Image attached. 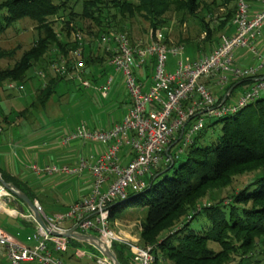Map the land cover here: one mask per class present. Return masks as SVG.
<instances>
[{
	"label": "trees",
	"instance_id": "obj_1",
	"mask_svg": "<svg viewBox=\"0 0 264 264\" xmlns=\"http://www.w3.org/2000/svg\"><path fill=\"white\" fill-rule=\"evenodd\" d=\"M217 1L223 6L228 5V10L222 20L211 26L206 13L214 4H218ZM232 1L0 0V33L22 18L33 21L37 30L33 44L21 52L13 65L0 70V83L8 80L28 84L33 78L30 70H47L53 50L67 56L68 50L74 46L71 37L75 32L80 31L87 36H97L110 30L127 33L130 21L135 18L147 22L151 29L167 24L168 13L178 14L180 21L194 19L205 28L206 36L202 42L205 46L214 32L231 33L235 12V5L232 8L229 5ZM52 17L61 19L59 28L55 27L56 20ZM83 20L87 23L83 24ZM3 55L0 51V56ZM103 59L85 49L86 76L93 84H98L106 73V68L102 66ZM153 67L154 60L150 58L143 65L146 77L152 74ZM253 80V77H246L229 81L223 91L216 95V104L221 102L231 86L235 85L230 94L225 95L224 104L237 87L249 86ZM66 83L80 85L77 81L50 73H47L44 86L35 79L36 94L34 100L28 103L29 108L44 106ZM29 113L30 110L25 108L17 116L26 120ZM217 121L223 124L214 145H197L193 139L186 148L185 158L178 164L175 161L179 156L172 155L171 162L145 176L146 186L142 191L131 192L124 202L118 205L113 202L108 206L109 220L115 219L116 213L125 207L145 210L138 241L143 246H152L156 264H160V258L172 264H225L232 261V257L238 258L234 264H264V175L243 185L230 196L227 203L222 199L210 198L208 202L199 204L210 189L226 185L235 172L250 166L264 167V92L255 101L219 117ZM1 177L33 201L26 183L3 173ZM197 215H202L207 224L193 230L189 225ZM171 227L174 232L169 233V230L158 238L160 231ZM208 240L218 243L221 249L213 251L208 248ZM67 244L66 252L60 253L61 258L64 255L72 256L75 246L94 249L72 238H67ZM112 249L120 264H134L133 256L125 245L113 241ZM157 254L161 255L160 258Z\"/></svg>",
	"mask_w": 264,
	"mask_h": 264
},
{
	"label": "built area",
	"instance_id": "obj_2",
	"mask_svg": "<svg viewBox=\"0 0 264 264\" xmlns=\"http://www.w3.org/2000/svg\"><path fill=\"white\" fill-rule=\"evenodd\" d=\"M234 5L232 32L221 35L216 46L196 60L182 58L184 46L181 44H165L159 28L151 30L149 41L144 44L132 42L127 33L120 31L110 30L97 36L75 32L71 37L74 46L66 57L51 50L47 70L36 69L33 75L43 86L50 73L90 87L84 56L85 49L91 50L104 58L102 66L121 74L131 105L119 122L106 129L81 121L61 137L63 143L79 140L102 144L104 150L97 156H81L73 167L47 164L41 169L35 164L30 166L35 173L77 174L87 170L91 176L90 191L63 213L47 216L35 202L50 229L65 231L67 229L61 224L69 222L70 228L76 227L77 231L86 234L92 232L103 246L112 250V242L120 237L109 229L108 206L116 200L126 199L130 192L142 191L146 186L145 176L167 164L173 156L178 157L182 148L192 142V135L201 130L202 113L217 118L225 116L255 101L264 92V57L259 56L256 43L264 28V0H235ZM242 49L249 50L256 58L253 65L235 64L234 56ZM167 54L180 56L172 69H168ZM150 58L154 60L152 84L146 88L136 73ZM110 74L106 72L102 81L95 85L98 93L105 95L109 91L113 82ZM208 77L214 79L215 91L202 82V78ZM246 77L254 80L242 93L225 104H216V92L221 93L229 81ZM2 87L8 91L23 90V84L14 81H5ZM179 133L174 155L167 148ZM124 149L129 152L130 159L121 164ZM6 194L11 193L0 185V199ZM32 240L34 244L27 246L0 227V251L8 264H70L54 257L47 245L51 242L54 251L66 252L67 238H53L35 222ZM131 252L134 264H156L150 246L135 245ZM73 255L90 258L80 249H75ZM95 263L113 264L101 253L96 255Z\"/></svg>",
	"mask_w": 264,
	"mask_h": 264
},
{
	"label": "rangeland",
	"instance_id": "obj_3",
	"mask_svg": "<svg viewBox=\"0 0 264 264\" xmlns=\"http://www.w3.org/2000/svg\"><path fill=\"white\" fill-rule=\"evenodd\" d=\"M216 3L218 4H214V7L210 9V12L206 13L209 16L211 26L217 24L218 20H222L228 10V5L223 6L219 3V1ZM233 4H235V0L229 4L230 8L233 7ZM167 17L169 22L159 28L162 31L161 33L163 34L165 44H181L182 46L188 44L192 48L191 51L193 53L199 51L200 54H204L205 52L210 51L218 42L219 37L223 35V33L218 31L214 32L211 35V38L209 37L206 41L207 45L205 44L204 46L202 42H204L203 40L205 39L206 32H204L205 28L202 27L198 21L189 18L180 21L179 15L175 13H168ZM52 19L56 20L54 25L56 28H59V21L61 19L59 20V17H52ZM136 19L137 18L130 21V29L127 31L128 34L126 35H129V39L132 42H140L144 44L149 41V33L152 29L149 27L147 22H144V20ZM82 23L85 24L87 21L83 20ZM34 25L35 23L29 18H22L0 33V51L4 54L3 56H0V70H4L5 68L13 65V63L20 58L22 54L21 52L27 50L33 44V41L35 40L34 38L37 36V30ZM84 35L86 36V34ZM196 46H200V48L197 49ZM179 57L180 56L174 57L167 54L165 59L167 60V64L173 67L174 62L178 60ZM182 58H185L184 54ZM35 70H30V75H34ZM106 72L111 73L110 75L113 76V82L111 87H109V91L105 95L98 93V91L94 88L96 84L93 83H91L92 85L90 87L86 88L78 85L77 83H66V86L58 89L59 91H57V93L52 97L53 100H50L44 108L38 106L35 109L30 110V114L32 113L33 116H28V119L32 120L35 124L39 123V128H36V130L33 129L28 121H26L27 123L18 127L16 132L12 133V136H20V139L31 138L39 136V134H44L46 130L57 128L56 126L58 125H61V129H70L75 127V125L80 121H85L87 125H93V123L100 124L105 123L106 121L113 122L116 118H119L122 115L123 109H125V105L121 108L119 104H126L124 102L128 103L129 95L124 87L121 74H119V72H114L111 67L106 68ZM32 79L35 81V78ZM5 81L8 80H2L0 83V116L8 118V123L15 122V124H18L16 126H19V123L21 124L24 120L22 117L17 116V113L21 106H26L25 103H29L31 101L32 95L29 87L30 85L23 84V90L21 94H18L15 92H8L7 89L3 88L2 86ZM242 88V86L237 87L233 94L241 91ZM233 94L230 96L228 101L232 100L234 96ZM202 117L204 120V122H202V128L200 131L192 135L193 139H195L197 145H214L220 136L223 123L217 121V117L209 116L207 113L203 114ZM4 137L5 134L2 133L0 135V142H2ZM177 147L178 146H174L171 148L172 152H170L169 148H167V150L169 153H173L175 155ZM187 147L188 144L182 148L183 152L178 155L179 158L175 161L176 164L185 158ZM262 175H264V167L259 168L250 166L242 171L235 172L234 175H232L231 180L228 181L226 185L210 189L207 194L202 197L203 199H201L199 204L208 202L210 198L222 199L224 203H227V201L230 200V196L236 193L243 185L258 179V177ZM256 187L257 185L255 188ZM116 214V220H109V229L117 236L122 235L120 232L125 231L126 233L131 234V236L136 235L137 237L136 239L125 238L123 241H118L119 243L125 245L131 255L132 246H143L138 240L139 232L141 230V221L144 218L145 210H142L141 208L125 207L121 210V212H117ZM180 222L181 221H179V223ZM205 224H207L205 218L202 215H197L192 219L189 226L193 230H198ZM172 228L173 227L160 231L158 238H162L169 230V233L174 232L171 231ZM89 234L93 235L92 232ZM147 246L150 245H145V247ZM207 247L211 248L213 251L221 249L218 243L209 240L207 242ZM73 249H80L84 251L86 255L90 256V258L85 256L74 257V255H67L68 257L74 259L75 261H86L90 264H96L95 257L100 254L97 249H91L82 245L75 246ZM157 255L160 258L161 255ZM67 256L64 255L62 258L66 259L68 263L74 264V261L72 259H68ZM132 256L133 255H131V257ZM231 260L232 261L225 264H234L238 261V258L232 257ZM159 262L160 264H172L167 259L161 258L159 259Z\"/></svg>",
	"mask_w": 264,
	"mask_h": 264
},
{
	"label": "crops",
	"instance_id": "obj_4",
	"mask_svg": "<svg viewBox=\"0 0 264 264\" xmlns=\"http://www.w3.org/2000/svg\"><path fill=\"white\" fill-rule=\"evenodd\" d=\"M262 30V35L259 37L256 43L260 54L259 56L264 57V28ZM184 46L185 58L190 60H196L199 57L201 58L203 55L209 52H205L204 54H200L199 51L193 53L191 51L192 48L188 44H185ZM234 57L235 64L241 66L253 65V63L256 61V58H254V56L247 49L237 51ZM172 68L173 67L168 64V69ZM145 72L146 71L142 67V69L137 71L136 74L138 79L144 82V86L147 88L150 84H152V74L146 77ZM101 81L102 78L98 80V84ZM202 82L206 84L209 89H214L213 78H202ZM28 84L30 85L29 87L32 95L31 100H34V96L36 94L35 81L32 79ZM241 86L243 87L241 91L233 94L234 96L232 99H234L238 94L242 93L248 87V85ZM8 92L21 94V92H16L14 90H9ZM216 94L218 95L219 92ZM50 100H53V98ZM48 102H46L44 106L39 107L44 108ZM124 103L126 104H119L121 108H123L125 105V109H123L122 115L119 118H116L113 122L106 121L105 123L100 124L93 123V127L106 129L110 127V125L119 122L130 107L131 101L129 100L128 103ZM25 104L26 106H21L18 112H21L25 108L31 110V108H29V104ZM203 114L205 113H202V115ZM28 116L32 117L33 115L32 113H29ZM28 116H26V120L22 117L24 121L22 120L23 122L21 124L19 123V126H16L18 124H15V122L8 123V118L0 116V135L2 133L5 134L2 142H0V176L2 173L7 174L10 177H15L21 180V182L26 183L30 194L33 195V201L39 204V207H41L45 215L53 217L55 214L65 212L70 204H73L76 201L78 202V200H80L88 193V191H90L92 183L90 179L91 176L87 170H81L77 174H48L43 171L35 173L33 172L32 168H30V166L35 164L37 165V168L41 169L47 164H54L56 167L63 165L67 167H73L77 165L79 157L97 156L104 150V146L98 142H83L79 140H71L67 143H63L61 142V137L68 133L72 128L61 129V125L56 126L57 128H53L52 130H46L44 134H39V136H34L31 138L20 139V136H12V133L16 132L18 127L22 126L24 123H27L26 121H28L31 127L35 130L36 128L40 127L39 123H33L32 120L28 119ZM179 135L180 133L174 136V140L169 145L170 152H172L171 148L177 146L179 143ZM129 159L130 154L127 149L122 150L121 164L128 163ZM20 208L23 209L22 212L20 211ZM31 215L32 214L28 208L14 195L6 194L0 199L1 229H4L12 236L15 235L14 237L17 240L27 244V246L34 244V241L32 240V232L35 230V221ZM61 227L68 230L70 229L71 224L69 222H64L61 224ZM120 233L122 235L119 236L120 239L117 241H123L125 238H137L136 235L131 236V234H128L125 231ZM80 243L87 244L85 242L79 241V244ZM51 244V242H48L47 245L52 251L54 257L61 258L60 253L54 251ZM72 260L74 261V264H90L86 261L79 262L75 261L74 259ZM65 261L67 262V260ZM0 264H8L6 256L1 251Z\"/></svg>",
	"mask_w": 264,
	"mask_h": 264
},
{
	"label": "water",
	"instance_id": "obj_5",
	"mask_svg": "<svg viewBox=\"0 0 264 264\" xmlns=\"http://www.w3.org/2000/svg\"><path fill=\"white\" fill-rule=\"evenodd\" d=\"M233 87L234 86H231L227 90L225 95L230 94ZM225 95H223L224 97L221 100L222 103L225 100V97H226ZM0 185L4 187L8 192H10L11 195H14L16 198H18L31 212L33 216V220L44 230V232H47L49 235L53 236V238L54 237L72 238V239H75L81 242H85L87 244H90L95 249H97L102 254V256L107 257L110 261H112L113 264H120V262L116 258V255H114V252L110 250L108 247H106V245L103 246L102 243H100L101 241L99 240L98 237L92 234H86V233L77 231L76 227H72L62 232L50 229L45 223L44 219H42L43 218L42 214L39 213V211L35 207V202L32 201L24 192L17 189L13 184L5 182L1 176H0ZM139 192H132V193H139ZM124 200L125 199L116 200L115 203L113 204L118 205L121 202H124ZM20 211L22 212L23 209L20 208Z\"/></svg>",
	"mask_w": 264,
	"mask_h": 264
}]
</instances>
